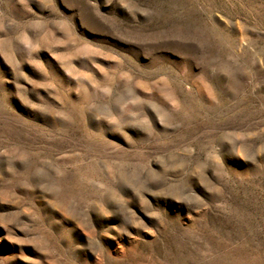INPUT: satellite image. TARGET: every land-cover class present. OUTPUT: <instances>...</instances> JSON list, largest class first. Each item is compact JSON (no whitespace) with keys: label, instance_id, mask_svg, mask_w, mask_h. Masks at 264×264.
I'll use <instances>...</instances> for the list:
<instances>
[{"label":"rangeland","instance_id":"obj_1","mask_svg":"<svg viewBox=\"0 0 264 264\" xmlns=\"http://www.w3.org/2000/svg\"><path fill=\"white\" fill-rule=\"evenodd\" d=\"M0 264H264V0H0Z\"/></svg>","mask_w":264,"mask_h":264}]
</instances>
